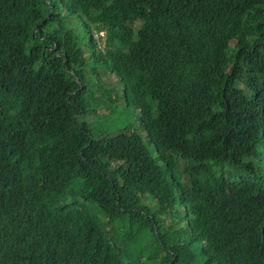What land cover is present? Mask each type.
<instances>
[{
  "label": "trees",
  "instance_id": "trees-1",
  "mask_svg": "<svg viewBox=\"0 0 264 264\" xmlns=\"http://www.w3.org/2000/svg\"><path fill=\"white\" fill-rule=\"evenodd\" d=\"M260 147L264 0H0V264H264Z\"/></svg>",
  "mask_w": 264,
  "mask_h": 264
},
{
  "label": "rangeland",
  "instance_id": "rangeland-1",
  "mask_svg": "<svg viewBox=\"0 0 264 264\" xmlns=\"http://www.w3.org/2000/svg\"><path fill=\"white\" fill-rule=\"evenodd\" d=\"M105 35L104 32H97L96 34V38H97V42L100 43L99 39L103 38V36ZM82 43V41H81ZM84 49H86L85 46H83ZM91 64V67L93 68V70L95 69V74H93V80H94V89L96 90L97 89V86L99 87L100 86H103L107 89H111L112 86L115 88V90L117 92H119L118 94H114L113 93V96L115 97L114 99L117 100L118 104H120L121 106L123 105V102L120 100L121 98V91H122V88L120 87V85L117 86V83H118V80L116 78L115 75H109V73L107 71L104 70V68L102 67H96L95 65H93L94 63L93 62H90ZM90 73L91 71L89 70L88 71V75L90 76ZM108 82H111L112 83V86L109 85ZM112 96V97H113ZM118 108H122L120 106L118 107H115L113 110H106V109H103V111H97L98 116L93 114V118L90 119H84L83 118V121H86L91 127H97L98 130H105V129H108V128H105V123L103 122L102 120V116L104 115H101V114H106V113H113V115H111L110 118L106 119V120H111L109 123L113 124V125H117L115 122H116V117L119 119V121L121 120L122 118V111H126V109H118ZM119 114H118V113ZM114 114H116L117 116H114ZM127 114H130L131 116V119L127 116H123L124 119V123H120L115 127L114 131H117V130H121L125 127L131 129V130H136V121H134L136 115L138 114V111L137 110H133V113H127ZM107 115V114H106ZM105 118V117H103ZM126 125V126H124ZM114 128V126L110 127V129ZM140 133L144 134L141 130H138ZM94 133H97L96 131ZM260 152L263 153L264 150L260 147L259 148ZM256 164L257 166L259 167H264V158H262V155H260L259 157H257V161H256ZM183 165L181 164V167ZM214 167H218V166H214ZM228 170L227 168L224 167V173H226V170ZM229 172V170H228ZM239 177V175H237ZM177 222L178 221V218L176 217L175 219L171 218V217H165V220H164V226L165 228H168L172 225V222Z\"/></svg>",
  "mask_w": 264,
  "mask_h": 264
},
{
  "label": "clouds",
  "instance_id": "clouds-1",
  "mask_svg": "<svg viewBox=\"0 0 264 264\" xmlns=\"http://www.w3.org/2000/svg\"><path fill=\"white\" fill-rule=\"evenodd\" d=\"M120 87H121V86H120ZM121 88H122V87H121ZM183 166H184V165H183ZM183 166H182V167H183ZM173 228H174V230H178V228H179V227H178V223H177V224H173Z\"/></svg>",
  "mask_w": 264,
  "mask_h": 264
}]
</instances>
